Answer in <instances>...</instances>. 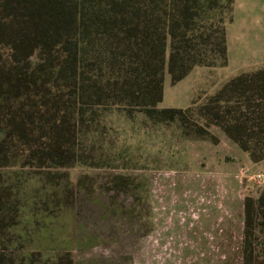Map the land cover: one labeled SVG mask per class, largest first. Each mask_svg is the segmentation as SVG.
Listing matches in <instances>:
<instances>
[{"label": "trees", "instance_id": "trees-1", "mask_svg": "<svg viewBox=\"0 0 264 264\" xmlns=\"http://www.w3.org/2000/svg\"><path fill=\"white\" fill-rule=\"evenodd\" d=\"M234 5L0 0V264H76L75 249L100 242L75 239L67 168L83 162L80 137L103 110L182 124L195 113L198 132L213 123L264 159V67L237 74L203 104L159 107L167 73L175 84L196 66L227 64ZM244 213L243 264H264V188Z\"/></svg>", "mask_w": 264, "mask_h": 264}, {"label": "rangeland", "instance_id": "rangeland-1", "mask_svg": "<svg viewBox=\"0 0 264 264\" xmlns=\"http://www.w3.org/2000/svg\"><path fill=\"white\" fill-rule=\"evenodd\" d=\"M235 3L233 29L259 28L264 44V0ZM233 69L196 66L175 84L167 73L159 107L205 103ZM101 114L80 137L83 162L67 168L75 239L100 241L75 249L76 264H243L244 202L264 188V159L254 161L213 123L198 132L204 120L195 113L185 124L141 110Z\"/></svg>", "mask_w": 264, "mask_h": 264}, {"label": "crops", "instance_id": "crops-1", "mask_svg": "<svg viewBox=\"0 0 264 264\" xmlns=\"http://www.w3.org/2000/svg\"><path fill=\"white\" fill-rule=\"evenodd\" d=\"M237 8L235 3L234 18L226 25L228 62L225 66H233L234 69L231 75L220 82L222 85L241 72L264 67V44L261 30L259 28L252 29L245 24L239 25L237 31L233 29L238 20L237 15L240 13ZM238 23L240 24V22ZM221 86L218 85L217 88L219 89Z\"/></svg>", "mask_w": 264, "mask_h": 264}, {"label": "built area", "instance_id": "built-area-1", "mask_svg": "<svg viewBox=\"0 0 264 264\" xmlns=\"http://www.w3.org/2000/svg\"><path fill=\"white\" fill-rule=\"evenodd\" d=\"M259 177L261 176V174L258 175Z\"/></svg>", "mask_w": 264, "mask_h": 264}]
</instances>
